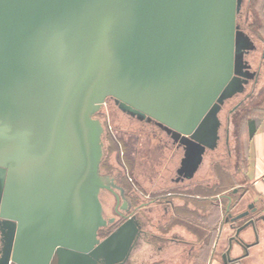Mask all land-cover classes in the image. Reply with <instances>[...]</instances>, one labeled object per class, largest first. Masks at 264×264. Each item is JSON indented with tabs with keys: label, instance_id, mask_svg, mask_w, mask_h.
<instances>
[{
	"label": "water",
	"instance_id": "water-1",
	"mask_svg": "<svg viewBox=\"0 0 264 264\" xmlns=\"http://www.w3.org/2000/svg\"><path fill=\"white\" fill-rule=\"evenodd\" d=\"M243 4L0 0V264H111L122 255L133 222L98 239L99 196L110 187L96 115L112 97L180 134L190 178L215 148L220 104L255 74L245 59L252 39L237 23ZM244 205L245 196L231 207ZM255 222L235 230L236 243L248 247L239 233Z\"/></svg>",
	"mask_w": 264,
	"mask_h": 264
},
{
	"label": "flooded vegetation",
	"instance_id": "flooded-vegetation-1",
	"mask_svg": "<svg viewBox=\"0 0 264 264\" xmlns=\"http://www.w3.org/2000/svg\"><path fill=\"white\" fill-rule=\"evenodd\" d=\"M241 13L242 9L237 23L239 29L244 31L239 22ZM252 42L253 49L245 59L251 65L250 72L255 74L252 78H245L247 83L240 92L224 99L220 104L222 109L219 113V138L214 149L205 150L197 169L202 168L206 160L225 154L230 115L255 97L254 91L261 70L260 59L264 56V50L262 48L261 53L259 44L253 39ZM250 59L254 61L250 62ZM105 104H112L114 107L116 128L107 125L109 130H104L110 132L113 139L114 143L110 148L117 149L115 160L118 166L106 163L105 158L101 163L100 174L108 179L110 188L103 189L99 196L106 225L98 230V239L105 240L127 221L133 222L135 227L127 249L111 264H184L186 259L192 264L195 252L199 251L200 246L196 247L197 239L195 243L193 239H187L182 234V210L179 202L183 194L184 175L181 170L185 144L180 134L147 116L120 108L119 103L112 97H108ZM168 154L167 159L165 156ZM236 191L239 196L234 201L231 199V205L245 195L242 189ZM250 203V207L244 205L238 208L236 214L228 203L224 219L227 222L245 220L244 223L262 219L264 204L261 205V199L247 204ZM241 213L247 214L240 219H233ZM242 225L236 226L235 230ZM187 227L192 229L190 225ZM4 237L0 229V258L6 242Z\"/></svg>",
	"mask_w": 264,
	"mask_h": 264
},
{
	"label": "crops",
	"instance_id": "crops-1",
	"mask_svg": "<svg viewBox=\"0 0 264 264\" xmlns=\"http://www.w3.org/2000/svg\"><path fill=\"white\" fill-rule=\"evenodd\" d=\"M255 109L248 110L244 120L236 123L231 114L225 154L206 160L202 168L182 181V234L195 243L197 239L196 247H201L192 264H198L202 257L205 264H264V187L260 181L264 174V111L255 115ZM254 117L256 128L250 135L248 121ZM237 189L244 190L246 203L260 198L263 206V218L255 222V231L249 225L239 233L247 248L233 239L236 226L245 220L224 219L229 198L234 201L239 196ZM232 212L236 214L238 209ZM203 224L210 228L209 233H204ZM227 252L230 261L224 263Z\"/></svg>",
	"mask_w": 264,
	"mask_h": 264
},
{
	"label": "rangeland",
	"instance_id": "rangeland-1",
	"mask_svg": "<svg viewBox=\"0 0 264 264\" xmlns=\"http://www.w3.org/2000/svg\"><path fill=\"white\" fill-rule=\"evenodd\" d=\"M262 5H263V9H262ZM259 10H260V14H259ZM253 11H254V13L257 12V13H255L257 15H255L253 13ZM263 13H264V0H257L256 4H254V6H253V10L250 8V0H244V4L242 6V13H241L242 15H241V18H239V22H240L241 26L244 28V31L246 33H248V35L251 37V39L256 41L257 44H259L260 50L262 48L264 50V17L262 15ZM261 16L263 18H261ZM258 26L260 29L262 28L261 31L258 30L259 29V28H257ZM261 53H262V50H261ZM263 55H264V53H263ZM250 60H249L250 62L254 61L252 59H250ZM260 63H261V70H260L259 78L257 81V85L255 87V91H254L255 97H253L251 102L248 103L247 105H244L243 107L238 108L232 112V118L235 120V123H236V121L237 122L240 120L243 121L245 116H246L247 111L250 110L251 108H256L257 106L264 104V102H263L264 101V56L262 59H260ZM259 67H260V65H259ZM113 108L114 107L112 106V104H105L102 106V108L99 110V112L96 115V117L99 118L101 120V122L103 123V127H105V130L107 128V125L110 128H113V129L116 128V124L114 122V110H113ZM121 121H123V120H121ZM110 139H112V137L110 136V132L105 131L104 136H103V144H104V150H105L104 158H105L106 163H110L112 166L117 167L118 164L116 163V160H115L117 149L112 150L110 148L112 145V142L110 141ZM136 143H137V141H136ZM119 157H120V155H119ZM165 158L168 159L169 154L167 156H165ZM206 225L207 224L202 225V226H204V229H205L204 233L205 234L210 232L208 230L210 228ZM184 262H185L184 264H190V261H187V259L184 260ZM198 264H205L204 257H202L200 259Z\"/></svg>",
	"mask_w": 264,
	"mask_h": 264
},
{
	"label": "trees",
	"instance_id": "trees-1",
	"mask_svg": "<svg viewBox=\"0 0 264 264\" xmlns=\"http://www.w3.org/2000/svg\"><path fill=\"white\" fill-rule=\"evenodd\" d=\"M256 1L257 0H250V8L253 10V6H254V4H256ZM262 9H263V5H262ZM253 13H254V11H253ZM255 13H257V12H255ZM254 13V14H255ZM259 14H260V10H259ZM255 15H257V14H255ZM263 15V17H264V13L262 14ZM262 16H261V18H263ZM257 28H259V26L257 27ZM259 31H261L262 30V28L260 29H258ZM264 102V101H263ZM256 111H257V113H256ZM264 111V104H261V105H259V106H257L256 107V109L254 110V114L256 113V114H260V113H262ZM253 114V115H254ZM255 114V115H256ZM248 128H249V131H250V135H252L253 134V132L255 131V128H256V117H254V118H252V119H250L249 121H248ZM104 129H105V127H104ZM110 141L112 142V143H114L113 142V139H110Z\"/></svg>",
	"mask_w": 264,
	"mask_h": 264
},
{
	"label": "built area",
	"instance_id": "built-area-1",
	"mask_svg": "<svg viewBox=\"0 0 264 264\" xmlns=\"http://www.w3.org/2000/svg\"><path fill=\"white\" fill-rule=\"evenodd\" d=\"M260 181H261V183H262V185H263V187H264V174L262 175Z\"/></svg>",
	"mask_w": 264,
	"mask_h": 264
}]
</instances>
